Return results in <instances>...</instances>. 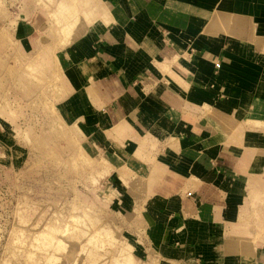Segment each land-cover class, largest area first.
Masks as SVG:
<instances>
[{
	"label": "crops",
	"instance_id": "obj_1",
	"mask_svg": "<svg viewBox=\"0 0 264 264\" xmlns=\"http://www.w3.org/2000/svg\"><path fill=\"white\" fill-rule=\"evenodd\" d=\"M100 1L105 23L73 36L60 29L49 43L63 44L52 50L79 90L65 112L97 128L94 139L109 150L116 175L145 179L137 207L147 209L152 247L142 256L244 264L256 255L245 228L233 226L246 185L264 174V48L246 31L254 18L255 34L264 36V0ZM224 13L242 14L244 25L232 16L218 22ZM182 43L194 49L191 57ZM238 78L262 81V91H247ZM242 108L245 121L235 115Z\"/></svg>",
	"mask_w": 264,
	"mask_h": 264
},
{
	"label": "rangeland",
	"instance_id": "obj_2",
	"mask_svg": "<svg viewBox=\"0 0 264 264\" xmlns=\"http://www.w3.org/2000/svg\"><path fill=\"white\" fill-rule=\"evenodd\" d=\"M98 5L106 9L100 0H0V264H167L142 256L152 247L147 209L137 207L145 179L116 175L97 128L65 112L79 90L52 50L63 44L49 40L64 27L73 36L97 23ZM251 44L262 49L264 39ZM245 83L262 91V81ZM235 115L246 120L243 108ZM255 179L233 226L245 228L256 255L244 264H264V174Z\"/></svg>",
	"mask_w": 264,
	"mask_h": 264
},
{
	"label": "bare ground",
	"instance_id": "obj_3",
	"mask_svg": "<svg viewBox=\"0 0 264 264\" xmlns=\"http://www.w3.org/2000/svg\"><path fill=\"white\" fill-rule=\"evenodd\" d=\"M245 5V4H244ZM249 5V4H248ZM245 7V6H244ZM262 8V7H261ZM91 9V8H90ZM245 9H247V8H245ZM66 12L68 11L69 12V10H65ZM91 12L93 13V14H97V17H96V20H102V21H106L107 20V18H108V16H107V10L104 8V7H102V5H98V6H93L92 7V10H91ZM242 15V14H241ZM241 15H240V17L239 18H236V17H238V16H236V15H231V14H226V13H224V14H220L219 16L220 17H217L216 19L218 20V22L220 21V19L221 18H226V16H232L233 17V19H232V21H233V23H235L236 25H238V23H239V25H242V23H243V25H244V22H242L241 21ZM112 16V15H111ZM110 17V16H109ZM230 18V17H229ZM110 19V18H109ZM217 20H214L215 22L217 21ZM250 22H249V24H248V30L246 31L247 32V37H248V42H259V41H262V39H264V36H259V35H256L255 34V32H254V29H255V22L253 21V19L252 18H250ZM105 21H104V23H105ZM238 21V22H237ZM247 21H248V19H247ZM92 23V22H91ZM242 25V26H243ZM247 25V24H246ZM245 25V26H246ZM235 26V25H234ZM242 26H240V28L242 27ZM232 28H234V27H232ZM244 28V27H243ZM68 30V31H67ZM70 28H68V27H64L63 28V30L62 31H64V33L65 32H69L70 33ZM73 30V29H72ZM238 32H240V31H238ZM238 32L236 33V35L238 34ZM242 32V31H241ZM246 32H245V34H246ZM65 34V35H69V34ZM243 34L242 35H244V32H242ZM233 34V33H232ZM64 35V37H66ZM233 36H235V35H233ZM246 37V36H245ZM247 39V38H246ZM261 46V45H260ZM238 47V46H237ZM178 59V58H177ZM169 62H171V61H169ZM169 62L167 63V64H169ZM36 63V62H35ZM81 64H82V62H81ZM31 75V74H30ZM38 78V77H37ZM240 83V82H239ZM247 83V82H246ZM251 83V82H250ZM243 84V83H242ZM241 84V85H242ZM130 186H132V185H130ZM135 186V185H134ZM139 187V186H138ZM135 190V189H134Z\"/></svg>",
	"mask_w": 264,
	"mask_h": 264
}]
</instances>
